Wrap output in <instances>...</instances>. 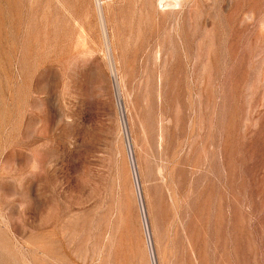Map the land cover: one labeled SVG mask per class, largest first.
<instances>
[{
    "label": "rangeland",
    "instance_id": "rangeland-1",
    "mask_svg": "<svg viewBox=\"0 0 264 264\" xmlns=\"http://www.w3.org/2000/svg\"><path fill=\"white\" fill-rule=\"evenodd\" d=\"M0 0V264H264V0Z\"/></svg>",
    "mask_w": 264,
    "mask_h": 264
},
{
    "label": "bare ground",
    "instance_id": "bare-ground-1",
    "mask_svg": "<svg viewBox=\"0 0 264 264\" xmlns=\"http://www.w3.org/2000/svg\"><path fill=\"white\" fill-rule=\"evenodd\" d=\"M160 9L162 8H166L167 6H169V3L167 0H158V5Z\"/></svg>",
    "mask_w": 264,
    "mask_h": 264
}]
</instances>
